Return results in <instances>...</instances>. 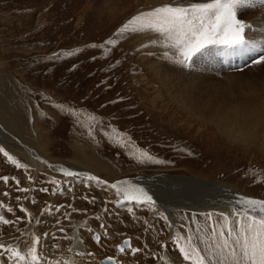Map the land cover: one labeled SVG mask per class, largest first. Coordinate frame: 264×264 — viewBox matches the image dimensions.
<instances>
[{
	"label": "rangeland",
	"instance_id": "obj_1",
	"mask_svg": "<svg viewBox=\"0 0 264 264\" xmlns=\"http://www.w3.org/2000/svg\"><path fill=\"white\" fill-rule=\"evenodd\" d=\"M168 1L0 0V111L4 109L0 126L15 136L21 147L33 148L48 161L79 166L77 168L88 169L109 180L132 175H141L139 179L162 174L194 177L206 182L216 181L234 193L247 192L264 198V139L254 135L245 143L232 140L209 119L229 114L232 106L234 111L252 104L256 97H260L257 101L264 100V62H253L264 50V39L250 44L255 48L250 51L255 57L242 69L221 68L219 56L224 48L213 50L211 58L215 65L211 72L203 75L193 70L197 68L194 61L203 55L194 57L187 72L183 70L194 78L176 79L179 83L173 87L165 71L158 72L153 63L169 62L182 69L161 57L159 48L151 47L153 40L140 39L141 33L119 32L140 11L172 3ZM262 11L264 13V2L260 4L258 0L253 6L238 11L239 19L248 24L253 22L250 34L262 31L255 26ZM109 39L118 43L109 45ZM240 53L245 52L233 54ZM179 86L187 88L190 99L184 97L183 102L178 99ZM56 103L80 110L79 122L57 109ZM207 104L210 107H206ZM209 113L216 114L210 116ZM89 115L95 116V121H89ZM89 124L93 127L92 136L88 135ZM112 129L122 134L126 141L124 146L109 139L116 134ZM24 133L30 139L21 136ZM0 146L28 166L17 168L0 153V177L15 178L9 179L7 184L0 180V201L14 209L8 213L0 208V214L13 221L10 225L0 224V243L27 250L31 234L36 233L42 237L39 250L43 257H67L73 246L71 237L75 223L86 218L89 222L85 221L87 224L80 229L88 250L84 263L98 264L106 255H118L115 245L121 238L135 237V231L145 219L142 210L129 212L124 207H116L112 200L115 195L111 198L105 190L99 189L102 187H89L87 178H82L81 182L82 179L75 180L74 185L72 178L51 172L44 162L36 168L24 150L16 149L2 137ZM138 150L167 163H141L137 159ZM17 152L26 158L33 171ZM97 165L99 170L95 171L93 167ZM29 176L35 183L32 184ZM53 178L59 185L51 183ZM68 182L73 187L87 183L73 190L65 185ZM182 183L168 190L176 200L165 204L157 201V205L182 209L223 208L218 205L223 195H215L213 186L195 185L192 181ZM43 188L49 191H41ZM230 203L225 213L230 214L231 208L237 205ZM46 206L51 208L50 214L43 212ZM22 207L27 208L31 216L24 213ZM57 208L60 210L56 211ZM216 214L213 213V221L219 219ZM176 217L183 224L182 235L192 234L189 226L199 224L204 228L209 224L206 216L200 214L177 212ZM37 219L41 223L37 224ZM156 222L146 241L160 242L157 238L166 228L159 218ZM95 231L100 233L99 243L92 239ZM44 233L51 235L44 236ZM120 253V264H154L158 260L154 250L149 248L139 255L130 251ZM0 260L12 264L5 257Z\"/></svg>",
	"mask_w": 264,
	"mask_h": 264
},
{
	"label": "snow or ice",
	"instance_id": "obj_2",
	"mask_svg": "<svg viewBox=\"0 0 264 264\" xmlns=\"http://www.w3.org/2000/svg\"><path fill=\"white\" fill-rule=\"evenodd\" d=\"M255 3L256 0H208V2H190L187 4L166 3L149 10L140 11L130 18L119 29V32L121 34L149 31L157 33L159 34L158 39L153 40L152 43H159L164 49L161 53L162 57L172 63L190 67L194 57L205 55L211 49L255 51L254 47H250L251 41L245 35L246 30L251 29V25L239 19L237 15L239 10L251 7ZM117 43L118 41L115 39L107 41L109 45H116ZM92 47H104V45H92ZM76 51L80 50L77 49ZM71 54L67 53V55ZM253 62L256 64L264 62V51ZM54 106L77 118L79 122L82 115L80 110L68 107L63 103H56ZM88 119L95 121L96 117L89 115ZM112 131L116 134L110 135L109 139L124 146L126 141L122 134L117 133L116 129H112ZM88 135H93L91 124L88 125ZM0 153L17 168L28 167L21 164L2 146H0ZM137 159L141 163H167V161L156 159L144 150H138ZM58 171L63 172L65 177L82 175L66 168H60ZM9 179L15 178L0 177V180L5 184L9 182ZM28 179L31 180L32 177L29 176ZM87 179L102 183L95 176L89 175ZM51 183L59 185L60 182L53 178ZM17 184H19L18 180ZM109 186L115 190L116 195L122 194L123 199L119 201L120 204L135 202L137 205H144L150 209L157 207V201L144 187L133 184L129 180L116 181ZM20 191L27 192L29 189H20ZM41 191L47 192L49 189L43 188ZM56 191H59V188ZM4 195L7 196L8 193H4ZM18 199L19 197H17ZM237 205L231 208L230 214L217 213L219 219L215 221H213L212 212L203 213L202 215L206 216L209 224L204 228L197 224L195 234H176L174 237L175 245L185 262H190V264H264V200L241 197L237 201ZM0 208H5L8 213L14 210L2 201H0ZM21 210L31 216L27 208L22 207ZM59 210V208L56 209V211ZM128 211L131 212L132 208H129ZM43 212L50 214L51 208L46 206ZM158 214L164 220H168V216L164 212L161 211ZM12 223L13 221L7 219L6 215L0 214V224L10 225ZM36 223L39 224L41 221L37 219ZM60 231L63 229L61 228ZM88 231L91 232L92 229L89 228ZM188 231L191 233L192 230L189 229ZM43 235L50 236L51 233H44ZM41 239V236L31 234L26 252L18 245L0 243V257H5L12 264H75L74 260L47 261L39 250ZM92 239L99 243L101 237L94 235ZM199 245H203V247L201 248ZM125 246H128L133 254L140 251L139 248L131 247L130 240L126 239L122 245L118 246L119 252L124 253ZM80 255H85V253H80ZM160 259L165 261V264H173L167 256H161ZM107 260L111 264H116L112 257H108ZM0 264H3L2 260H0Z\"/></svg>",
	"mask_w": 264,
	"mask_h": 264
},
{
	"label": "bare ground",
	"instance_id": "obj_3",
	"mask_svg": "<svg viewBox=\"0 0 264 264\" xmlns=\"http://www.w3.org/2000/svg\"><path fill=\"white\" fill-rule=\"evenodd\" d=\"M168 2L187 4L190 2H193V3H195V2H208V0H169ZM262 13H263V11H262ZM262 13H261V16L259 15L260 18H257L258 21L255 24L256 28L257 29L260 28L262 31L250 34L251 30H246L245 34L248 35L247 38L251 41V44H256V42H258L260 40V38L264 39V13L263 14ZM247 15H249V14H247ZM251 23H253V22H251ZM251 23H249V25H251ZM256 31H258V30H256ZM158 35L159 34L154 33V32H150V31L144 32V33H141L140 39H142V40L146 39V41L157 40ZM151 47L152 48L158 47L161 53L164 50L159 43L154 44L151 42ZM213 50L214 49H211L209 51V53L203 55V57L200 58L198 61L197 60L194 61V63H195L194 66H197V68L193 69V70H195V73H199L200 75H203L204 72H211V68L215 65L214 64L215 62H212L213 59L211 58V56L213 54ZM234 52H245V53H240L237 55V54H233ZM230 56H234V58H235L234 62H232V60L230 59ZM161 57H162V55H161ZM219 57H220V66H221V68H223V70H226V69L238 70V69H242L243 67H245L248 64V63L243 64V62L245 60L246 61L249 60V62H252L254 60L255 54L253 52H250V51L226 49L224 52H222L220 54ZM231 63H234L235 67L233 65H231ZM153 64L156 66V70L158 72L165 71V74L168 76V82L171 83L173 85V87L175 84L179 83L176 79H181V77L184 80H189V78H194V77H189L187 75V73L184 74L183 70H186V72H187L188 68L184 67L182 65L177 64V66H179L182 69V71H181L178 67L170 64L169 62H154ZM216 64H217V60H216ZM208 70H210V71H208ZM165 74L163 76H166ZM159 75H161V74H159ZM174 76H178V77L176 78ZM162 79H164V78H162ZM175 86H177V85H175ZM179 87H181V89L178 90V92H179V96L177 95L178 99H180L181 101H182V98H184V97L185 98L188 97L190 99V92H188L187 88L185 89L182 86H179ZM247 92H245V93H247ZM191 93H193V92L191 91ZM259 98L256 97V100L252 99L253 100L252 104L248 103L247 105H244V106H241L239 108L234 109V111H232L234 107L232 105H230V106H232L231 111L229 110L230 111L229 114H226V115L224 114V116L215 115L216 113L215 114L209 113L208 115H210V116L215 115L209 119L211 121H215L217 123V125L219 126V129L221 130V132L228 135L232 140L239 141V142L241 141V142L245 143L247 141H250L254 135L255 136L256 135L261 136L264 139V100L257 101ZM217 105L218 104H216V106ZM205 106L207 107V106H209V104H207ZM212 107H213V105H212ZM220 108H222V106ZM3 110L4 109L1 108L0 115L3 113L2 112ZM222 110H223V108H222ZM226 112L227 111H225V113ZM217 113H219V112H217ZM0 118L3 120V118L1 116H0ZM6 133L8 135H5ZM11 135H12L11 133H9L2 126H0V138L2 137V139L8 140L10 142L11 146H14L16 149H21L22 151L24 150L27 153L25 155L28 157L29 162L38 169L40 168V165L42 164V162H44L51 169H56V168L74 169L76 173H80V174H82V176L85 175L84 176L85 178H87V176H89V175L94 176L96 174V173L94 174V172L91 173L92 171L85 169V168H77L79 166L73 167L70 165H65V163H63V162H57L56 165H51V163H50L51 161H48V159H44V158L38 156V154L36 153V151L33 150V148H29L28 146L21 147L20 141L16 138V141H17L16 142L14 139L15 136L14 135L11 136ZM22 148H24V149H22ZM22 154H23V152H22ZM85 161L93 164L88 159H85ZM85 165L92 168L90 165H87V164H85ZM98 167H99L98 165L94 166L93 169L95 171H98L99 170ZM71 171H73V170H71ZM135 176L136 177L133 180V181H135L134 184H137L141 187H144L153 196V198L156 201L162 202L163 204L167 203L166 201H169L172 199V197L168 193L169 189H173V188H175L174 185L184 184L182 182H187V181H192V184H195V185L201 184L203 186H208V187L213 186L214 190H216L215 195H218L216 193H221L223 195L222 199L226 200V202L228 201V203L232 202L233 204H237V201L241 198V197L235 196L234 192H232L226 185L215 183L216 181L215 182L214 181L206 182L204 180L196 179L194 177L169 176V175H163V174L162 175H152V177L150 176L149 179H148V176L142 177V179H139L141 177V175H135ZM65 178H72V179H70V181L74 185L76 184L74 177H65ZM153 180H155V181H153ZM81 181H84V180L82 179L79 182H81ZM88 181L91 184L98 186V187H102V188L107 187V185H108L107 183L102 182V180H100L102 183H97L96 181H91V180H88ZM213 188H210V189H213ZM163 192H164L165 196H164ZM174 200H176V199L173 198L172 201H174ZM218 200H220V199H218ZM232 203H230V204H232ZM163 204H160V205L163 206ZM75 224H76V228L72 233L73 236L71 237L74 240L73 246H72L71 251L67 255V257L66 256H64V257L60 256L57 259L46 258L47 261H61V262H63L66 260H74L75 264H85L84 262L87 259L86 253H88V250L86 249V245L84 244V240L80 236V234H81L80 228L84 227V225H86L87 223L84 224V222H76ZM96 233H98V232H96ZM127 237L130 240H133V238L131 236H127ZM133 245L134 244H132V242H131V246H133ZM126 251H129V250L127 249ZM80 253H85V255H80Z\"/></svg>",
	"mask_w": 264,
	"mask_h": 264
},
{
	"label": "crops",
	"instance_id": "obj_4",
	"mask_svg": "<svg viewBox=\"0 0 264 264\" xmlns=\"http://www.w3.org/2000/svg\"><path fill=\"white\" fill-rule=\"evenodd\" d=\"M21 136H23V137H25L27 139H30V137L26 133L22 134Z\"/></svg>",
	"mask_w": 264,
	"mask_h": 264
},
{
	"label": "water",
	"instance_id": "obj_5",
	"mask_svg": "<svg viewBox=\"0 0 264 264\" xmlns=\"http://www.w3.org/2000/svg\"><path fill=\"white\" fill-rule=\"evenodd\" d=\"M122 245V244H121ZM120 246V245H119Z\"/></svg>",
	"mask_w": 264,
	"mask_h": 264
}]
</instances>
